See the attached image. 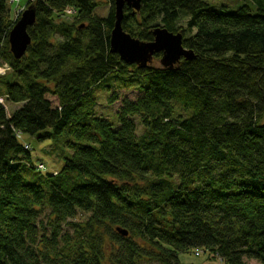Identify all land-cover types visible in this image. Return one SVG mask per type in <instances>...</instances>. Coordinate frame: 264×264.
<instances>
[{"label": "trees", "instance_id": "1", "mask_svg": "<svg viewBox=\"0 0 264 264\" xmlns=\"http://www.w3.org/2000/svg\"><path fill=\"white\" fill-rule=\"evenodd\" d=\"M10 1L0 0V60L12 68L0 97L19 107L0 102V264H184L190 252L264 264V0L126 6L136 39L182 33L196 58L173 70L162 54L142 69L111 53L115 0H103L107 17L96 14L101 0H29L32 44L16 59ZM114 74L148 81L130 87L134 100L111 96L117 127L95 116L93 98ZM65 130L88 144H70L51 173L20 141Z\"/></svg>", "mask_w": 264, "mask_h": 264}, {"label": "rangeland", "instance_id": "2", "mask_svg": "<svg viewBox=\"0 0 264 264\" xmlns=\"http://www.w3.org/2000/svg\"><path fill=\"white\" fill-rule=\"evenodd\" d=\"M29 0H21L20 3H14L10 1V7L12 10V18L15 20L17 18V11L20 9L27 10L26 4ZM34 1V0H33ZM248 3L247 0H210V4L213 7H220L222 4L230 6L231 9H236L244 4ZM74 8L67 9L66 17L69 22L70 19L74 18L75 14ZM96 14L101 17H107L109 14V5L107 2L101 0V4L96 11ZM182 26L186 25V21L180 23ZM0 69L5 68L6 65L0 60ZM1 76H5L4 73H0ZM5 84H2L1 88L5 91ZM148 81L141 79L139 77H130L128 74H114L110 76L100 85L96 86L93 90V98L96 102L95 116L108 119L114 127L119 125L118 119V108L119 103L115 102L112 104L110 102L111 96L118 92L121 98L136 99L139 92L135 89H130L134 86L135 88H140L141 86H147ZM130 89V90H129ZM141 90V89H139ZM0 102L5 105L9 113L13 112L18 106L12 103H6L3 98L0 97ZM22 143H26L31 147V159L35 164L43 163L47 166L49 173L57 170H62L66 159L73 155V148L70 144H88L87 141H78L74 135H72L68 130H65L61 135H54L49 139L39 141L38 136L30 137L23 135L20 140ZM37 177L44 178L47 173L37 172L35 174ZM208 257L205 253L198 255L197 253L190 252L180 255V260L184 264H208ZM212 264H219L214 261ZM247 264H258L256 261H247Z\"/></svg>", "mask_w": 264, "mask_h": 264}, {"label": "water", "instance_id": "3", "mask_svg": "<svg viewBox=\"0 0 264 264\" xmlns=\"http://www.w3.org/2000/svg\"><path fill=\"white\" fill-rule=\"evenodd\" d=\"M142 2L143 0H115L116 23L110 40L111 53L120 55L126 64L137 65L142 69L153 62L156 54H162L160 65L169 70L175 69L182 58L194 60L196 58L194 52L184 47L182 33L174 34L160 27L154 31V41L144 42L125 32L123 28L125 7L140 12ZM36 19V8L31 4L14 25L9 43L16 59H21L32 44L29 28L35 25ZM119 232L128 236L127 231L119 229Z\"/></svg>", "mask_w": 264, "mask_h": 264}, {"label": "built area", "instance_id": "4", "mask_svg": "<svg viewBox=\"0 0 264 264\" xmlns=\"http://www.w3.org/2000/svg\"><path fill=\"white\" fill-rule=\"evenodd\" d=\"M11 1H13L14 3H20L21 2V0H11ZM70 9V8H69ZM24 11V9H20V10H18L17 11V17H19L21 14H22V12ZM8 71H10V67H9V65H6V67L5 68H1L0 69V73H4V74H6ZM40 169H42V170H44V166L43 165H41L40 166ZM198 254V253H197ZM199 255V254H198Z\"/></svg>", "mask_w": 264, "mask_h": 264}, {"label": "crops", "instance_id": "5", "mask_svg": "<svg viewBox=\"0 0 264 264\" xmlns=\"http://www.w3.org/2000/svg\"><path fill=\"white\" fill-rule=\"evenodd\" d=\"M0 63H1V62H0ZM16 106H18V105H16ZM18 107H19V106H18ZM18 107H17V108H18Z\"/></svg>", "mask_w": 264, "mask_h": 264}, {"label": "bare ground", "instance_id": "6", "mask_svg": "<svg viewBox=\"0 0 264 264\" xmlns=\"http://www.w3.org/2000/svg\"><path fill=\"white\" fill-rule=\"evenodd\" d=\"M200 255V254H199Z\"/></svg>", "mask_w": 264, "mask_h": 264}]
</instances>
